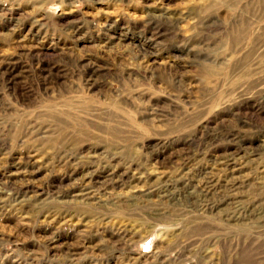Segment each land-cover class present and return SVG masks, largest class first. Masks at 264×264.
Returning <instances> with one entry per match:
<instances>
[{
	"label": "rangeland",
	"instance_id": "obj_1",
	"mask_svg": "<svg viewBox=\"0 0 264 264\" xmlns=\"http://www.w3.org/2000/svg\"><path fill=\"white\" fill-rule=\"evenodd\" d=\"M0 264H264V0H0Z\"/></svg>",
	"mask_w": 264,
	"mask_h": 264
}]
</instances>
